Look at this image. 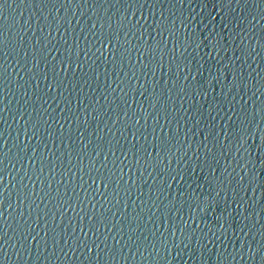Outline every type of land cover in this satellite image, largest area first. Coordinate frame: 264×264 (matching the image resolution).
<instances>
[{"label": "water", "instance_id": "1", "mask_svg": "<svg viewBox=\"0 0 264 264\" xmlns=\"http://www.w3.org/2000/svg\"><path fill=\"white\" fill-rule=\"evenodd\" d=\"M0 264H264V0H0Z\"/></svg>", "mask_w": 264, "mask_h": 264}]
</instances>
